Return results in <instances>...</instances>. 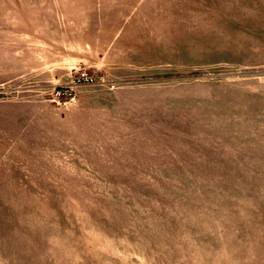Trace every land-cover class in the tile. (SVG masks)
Listing matches in <instances>:
<instances>
[{"label": "rangeland", "instance_id": "1", "mask_svg": "<svg viewBox=\"0 0 264 264\" xmlns=\"http://www.w3.org/2000/svg\"><path fill=\"white\" fill-rule=\"evenodd\" d=\"M0 264H264V0H0Z\"/></svg>", "mask_w": 264, "mask_h": 264}, {"label": "built area", "instance_id": "2", "mask_svg": "<svg viewBox=\"0 0 264 264\" xmlns=\"http://www.w3.org/2000/svg\"><path fill=\"white\" fill-rule=\"evenodd\" d=\"M91 79L87 74H83V81L89 82Z\"/></svg>", "mask_w": 264, "mask_h": 264}]
</instances>
